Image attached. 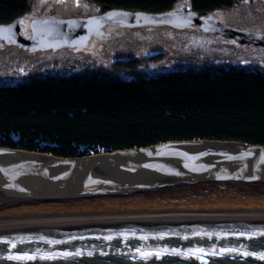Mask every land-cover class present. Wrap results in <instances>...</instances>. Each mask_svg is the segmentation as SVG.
I'll return each instance as SVG.
<instances>
[{"label":"water","instance_id":"1","mask_svg":"<svg viewBox=\"0 0 264 264\" xmlns=\"http://www.w3.org/2000/svg\"><path fill=\"white\" fill-rule=\"evenodd\" d=\"M167 15L113 9L90 22L38 18L29 40L19 18L0 26L11 29L0 41L26 48L47 36V45L81 50L114 19L141 25ZM205 182L264 184V146L183 140L72 158L0 147V202L113 198ZM262 257L264 217L0 228V264H264Z\"/></svg>","mask_w":264,"mask_h":264},{"label":"trees","instance_id":"2","mask_svg":"<svg viewBox=\"0 0 264 264\" xmlns=\"http://www.w3.org/2000/svg\"><path fill=\"white\" fill-rule=\"evenodd\" d=\"M83 1L98 4L101 10L147 14L172 11L175 3V0ZM239 1L242 0H190L188 13L210 16ZM26 9L27 0H0V26L22 18ZM118 65L125 69L118 73L88 71L36 76L19 84L1 85L0 147L72 158L167 141L212 140L238 146H264V72L200 66L145 75L136 60ZM134 66L139 70H132ZM141 198V203H151L153 208L179 207L181 203L198 200L209 204H264L263 195L189 194L159 203L149 201L147 193L93 199L140 208ZM61 202L65 201L56 203Z\"/></svg>","mask_w":264,"mask_h":264},{"label":"rangeland","instance_id":"3","mask_svg":"<svg viewBox=\"0 0 264 264\" xmlns=\"http://www.w3.org/2000/svg\"><path fill=\"white\" fill-rule=\"evenodd\" d=\"M189 2L175 0L170 14L156 23L107 24L103 27L104 33L91 37L81 50L62 44L57 49L44 48V42H39L38 49L33 45L28 49L12 41H0V86L45 75L118 73L125 69L119 62L130 60L138 61L145 75L200 66L264 72V0H242L210 13L205 28L198 22L199 16L188 13ZM100 8L83 0H27V9L20 21L21 36L30 39V24L35 19L76 20L99 12ZM135 66L132 70L138 71ZM219 183L222 184L186 183L175 191L146 193L149 198L159 199H177L189 194L264 196L261 183L249 186Z\"/></svg>","mask_w":264,"mask_h":264},{"label":"bare ground","instance_id":"4","mask_svg":"<svg viewBox=\"0 0 264 264\" xmlns=\"http://www.w3.org/2000/svg\"><path fill=\"white\" fill-rule=\"evenodd\" d=\"M28 48V46H26ZM144 194V193H143ZM151 194V193H149ZM146 199V197H142ZM138 199L140 208L127 203L99 200H61L65 202L51 203L43 201L0 202V228L121 221H171L226 218L264 217V204L250 203H200L172 207L151 203L143 204ZM149 198V197H148ZM148 200V199H146ZM174 200L169 198H149V201ZM175 201V200H174ZM135 202V201H134ZM13 212H9V211Z\"/></svg>","mask_w":264,"mask_h":264},{"label":"flooded vegetation","instance_id":"5","mask_svg":"<svg viewBox=\"0 0 264 264\" xmlns=\"http://www.w3.org/2000/svg\"><path fill=\"white\" fill-rule=\"evenodd\" d=\"M104 12H105V10H101V11H99V12H95L94 14H88V15H85V16H82V17H79V18H83V19H87L88 20V22H90V18H96V17H98V16H101V15H103L104 14ZM162 17H160V18H157L155 21H159L160 19H161ZM120 21L122 22V19H114L113 20V22L114 23H120ZM102 30H103V28H102ZM97 35H99V34H97ZM41 42H44V43H47V42H49L50 41V38L49 37H45V38H42L41 40H40ZM37 42H39V41H37ZM36 42V43H37ZM33 43V48H35V49H38L39 47H38V45H39V43ZM15 44H18V43H15ZM19 45H22V44H19ZM23 46V45H22ZM30 46H32V45H30ZM30 46H28V47H30ZM49 45H47V44H45L43 47H48ZM56 46L57 45H55V44H53V45H51V47H54V48H56Z\"/></svg>","mask_w":264,"mask_h":264},{"label":"snow or ice","instance_id":"6","mask_svg":"<svg viewBox=\"0 0 264 264\" xmlns=\"http://www.w3.org/2000/svg\"><path fill=\"white\" fill-rule=\"evenodd\" d=\"M0 31H8V32H10L11 29L9 28V29H6V30H0ZM262 258H264V257H262Z\"/></svg>","mask_w":264,"mask_h":264}]
</instances>
